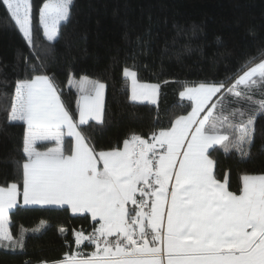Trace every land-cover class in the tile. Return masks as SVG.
Instances as JSON below:
<instances>
[{
    "label": "snow or ice",
    "instance_id": "snow-or-ice-1",
    "mask_svg": "<svg viewBox=\"0 0 264 264\" xmlns=\"http://www.w3.org/2000/svg\"><path fill=\"white\" fill-rule=\"evenodd\" d=\"M73 4L0 0L29 50L7 109L8 122L23 128L22 160L19 179L0 185V249L24 248L12 210L46 208L82 218L91 231L73 230L74 249L39 264H264V172H242L234 188L214 158L218 149L250 155L264 116V98L254 99L264 97V50L224 79L184 84L179 97L188 103L166 127L98 148L89 133L106 124L105 84L70 78L79 93L70 110L44 62ZM122 74L132 102L157 103L161 84L141 82L135 59Z\"/></svg>",
    "mask_w": 264,
    "mask_h": 264
},
{
    "label": "trees",
    "instance_id": "trees-1",
    "mask_svg": "<svg viewBox=\"0 0 264 264\" xmlns=\"http://www.w3.org/2000/svg\"><path fill=\"white\" fill-rule=\"evenodd\" d=\"M33 2L40 5L44 0ZM37 39L44 41L42 31ZM261 50L264 0H74L70 19L61 25L60 38L44 62L70 110L78 100L77 91L68 86L70 78L87 77L106 85V124L89 134L98 148L108 149L122 146L132 133L147 136L154 125L166 127L174 115L182 114L179 106L188 103L179 97L184 84L224 79ZM28 54L0 7V185L19 179L23 128L8 122L7 109L15 82L25 76ZM133 59L141 82L161 84L156 104L131 101V84L122 69ZM214 158L218 175H226L234 188L242 172H264V116H257L249 156L218 149ZM10 216L14 235L26 230L24 248L0 249V264L60 260L72 250L70 244L75 247L73 230L91 231L89 222L61 209L21 207Z\"/></svg>",
    "mask_w": 264,
    "mask_h": 264
},
{
    "label": "crops",
    "instance_id": "crops-1",
    "mask_svg": "<svg viewBox=\"0 0 264 264\" xmlns=\"http://www.w3.org/2000/svg\"><path fill=\"white\" fill-rule=\"evenodd\" d=\"M81 78H83V77H81ZM81 78L75 79V81H79V80H81ZM88 81H95V80L88 78ZM130 84H131V82H130ZM148 84H153V83H148ZM90 86H91L90 84H85L86 88H89ZM73 88L77 91V88L75 86H73ZM77 93H78V91H77ZM105 97H106V87H105V90L103 93V106L104 107H105ZM158 97H159V95H158ZM78 98H79V93H78ZM157 101H158V99H157ZM145 102H147V101H145Z\"/></svg>",
    "mask_w": 264,
    "mask_h": 264
},
{
    "label": "rangeland",
    "instance_id": "rangeland-1",
    "mask_svg": "<svg viewBox=\"0 0 264 264\" xmlns=\"http://www.w3.org/2000/svg\"><path fill=\"white\" fill-rule=\"evenodd\" d=\"M74 79V78H73ZM74 81H75V79H74Z\"/></svg>",
    "mask_w": 264,
    "mask_h": 264
}]
</instances>
